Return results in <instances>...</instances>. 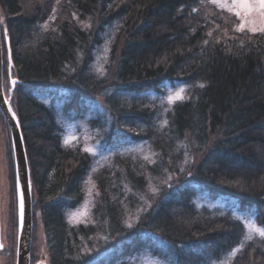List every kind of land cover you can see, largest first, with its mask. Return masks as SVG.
Returning <instances> with one entry per match:
<instances>
[{"label":"trees","instance_id":"1","mask_svg":"<svg viewBox=\"0 0 264 264\" xmlns=\"http://www.w3.org/2000/svg\"><path fill=\"white\" fill-rule=\"evenodd\" d=\"M198 5L199 0H0L3 43L23 85L17 92L18 113L32 177L44 201L51 264H130L127 257L140 243L141 227L125 223L137 204L135 196L148 175L179 173L187 147L203 156L191 183L178 200L157 202L143 225L176 249L174 264L220 260L246 234L239 220L198 210L191 200L192 185L236 198L241 209L255 207L257 222L264 226V34H233L221 24L227 18L206 16L203 9L196 10ZM89 19L92 28L86 25ZM115 26L107 69L114 68L122 93L116 92L111 104L128 120L122 138L149 141L158 162L144 165L117 156L97 174L95 223L71 227L64 211L83 196L84 176L81 185L75 179L82 167L85 174L93 157L85 153L79 159L66 148L53 111L46 107L44 114L32 87L69 83L80 100L81 94L105 86L108 80L94 72L93 64L102 39ZM165 81L189 88L168 111V124L158 130L162 113L147 99ZM14 176L12 169L11 181ZM98 233L107 239L98 250L84 253ZM101 254L105 256L98 261ZM230 264H264V239L248 242Z\"/></svg>","mask_w":264,"mask_h":264},{"label":"rangeland","instance_id":"2","mask_svg":"<svg viewBox=\"0 0 264 264\" xmlns=\"http://www.w3.org/2000/svg\"><path fill=\"white\" fill-rule=\"evenodd\" d=\"M220 2L231 4V0H220ZM202 9L204 11L201 13L206 16L214 14L227 18L221 24H227L231 33H242L236 30L239 20L237 17L233 16L234 13L229 12L226 8L219 7L217 3H213V0H199V5L198 8L196 7V10L200 12ZM0 21L4 23L1 9ZM49 23H47L48 26ZM86 25L89 28H92L95 23L93 20L89 19L86 22ZM116 30L117 27L115 26L112 30V34L106 35L105 38L102 39L101 48H99V51L95 55L93 64L94 72L97 73L103 81L108 80V83L95 90L93 93L89 92L92 95L81 94L79 97L81 99L78 100L76 96L73 97L76 90L75 86L73 85L72 87L71 84L64 82L52 84L49 88H46V85H43L42 87H32L37 106L42 107L44 111L46 110V107L53 111L57 125L63 131V140L66 148L73 150L75 156L79 159L82 158L85 153H88L93 157L94 163H92L91 166L86 165L84 175L82 174L83 172L81 173V170L83 169L82 167L79 171L78 178L75 179L77 184L81 185L82 177L84 176L83 185L81 187L83 189V196L81 199L77 200V202L73 203L71 201L64 211L65 221L71 227H77L80 225L88 226L95 223L93 212L99 195L97 174L101 169H104L113 163V160L117 156L130 157L138 162L141 161L144 165H154L158 162V153L153 150L149 141L130 142L128 139L129 136L122 138V136L128 132L126 130L127 128L124 126V124H127L128 126V120L124 119L123 116L125 113H122L121 109H116L118 106H112L111 104L113 102L115 103V93H119L117 96L122 93V86H118L117 84L119 83L115 81L116 74L114 68L112 69L111 67L110 70L107 69L109 65H112L110 62V49L114 40L113 35ZM245 32L252 34L247 28L245 29ZM2 33L4 35L3 24ZM94 34H96L95 31ZM3 53L4 68L8 78L12 77L13 79H17L16 70L13 68V64L11 66L9 59L8 46L4 43ZM7 85L8 87H6L7 89H4V91L7 99H9L11 89L9 80L7 81ZM15 88L17 89L16 84ZM181 88L184 89L183 96L185 98L189 87L173 81H165L163 86L160 87V91L154 92L148 96L147 101L150 102V106L154 107L157 105L158 110L162 113L157 117L158 130H161L168 124V111L174 104L181 101L178 100L169 104L167 97L169 94L175 93ZM14 92L16 93L15 90ZM15 93L13 95L12 106L16 112V107L14 105ZM131 133L135 132L132 131ZM65 140H68L67 144L65 143ZM211 147L212 143L208 145L207 149L209 150ZM85 149H88V151H85ZM202 158L203 156L195 151L194 148L191 149L190 147H187L181 160V171L179 173L169 171L164 177L147 176V184L144 189L135 196V203L137 204L129 209L125 218L127 226L131 225V228L133 229L141 227L138 238L140 239V243L137 247L133 248V251L129 254V257H127V261L130 264L175 263L178 255L176 249L164 241L157 232H153L146 227L143 229V225L157 202L160 205L164 198L173 197L175 200L179 199V192L184 190V188L191 183L190 180L193 178L192 172H194V169L202 161ZM14 163L13 143L10 129L4 117L0 114V234H3L5 246L6 233L12 234L11 231H14V229L17 228L16 232L13 234L15 235V238H13L12 246L9 247L7 252H5L6 250H4V247L0 248V264H16L18 240L16 175L14 176V180L11 181L12 169L15 173ZM8 172L10 179L7 177ZM108 180L110 182L112 180L111 172ZM5 181L11 182V188L13 190L11 209L10 204L8 205L7 201L10 188ZM190 188H192L191 190L193 192V198L191 199L192 203L198 210L207 209L215 213L229 215L234 219L240 217L241 219L237 220L242 222L244 226L247 220H255L257 226L264 227L257 222L255 207L241 209L240 201L238 199L225 195L215 196L209 190H204L199 183L192 185ZM43 203L44 201L42 202L39 198L37 187L35 190L32 188L33 236L30 264H32V259L34 260V264H51L46 240V222L42 216V208L45 207ZM9 209L12 212L11 216L13 219L10 226L7 222ZM6 211L8 215L6 214ZM74 213H81L82 215H80L78 219L73 220L72 214ZM247 231L246 228V234L242 243L234 248L228 255H224L220 260H209V262L204 264H230L235 255H237V253H239L244 246L251 241L246 239ZM256 238L261 239L256 233H253L252 240ZM106 239L107 237L103 233H98L95 237L91 238L90 245H86L83 248V252L86 254L93 253L102 246ZM104 256V254H101L97 260L99 261Z\"/></svg>","mask_w":264,"mask_h":264},{"label":"water","instance_id":"3","mask_svg":"<svg viewBox=\"0 0 264 264\" xmlns=\"http://www.w3.org/2000/svg\"><path fill=\"white\" fill-rule=\"evenodd\" d=\"M2 24L3 22L0 21V112L6 120L10 129L15 161L14 166L16 175V187L17 181H19L20 186L19 191L17 188L18 240L16 264H30L33 236L32 182L30 177V169L21 124L16 112L14 111L11 105V101L14 97L13 95L16 84H13V81L18 82V79H13L11 77V89L9 99H7L4 91V53ZM9 59L11 62L10 51ZM19 192H23L24 197V216L22 225L20 223L19 215Z\"/></svg>","mask_w":264,"mask_h":264},{"label":"snow or ice","instance_id":"4","mask_svg":"<svg viewBox=\"0 0 264 264\" xmlns=\"http://www.w3.org/2000/svg\"><path fill=\"white\" fill-rule=\"evenodd\" d=\"M213 3H217L219 7L226 8L229 12L234 13V15L239 19V23L236 26V30L243 32L247 28L248 31L252 33H262L264 34V0H231V4L220 2V0H213ZM47 28L48 25L43 26ZM15 84V81H13ZM200 87H204L203 84ZM184 89L181 88L175 93L169 94L167 97L168 103L172 104L175 101L182 100ZM65 143H68V140H65ZM88 151V149H85ZM147 158V157H146ZM19 181H17V188L19 191ZM19 215L20 223L23 224L24 216V197L23 192H19ZM81 213L72 214V219L76 220ZM237 219H241L237 217ZM131 227V225H129ZM245 227L247 228V240L253 239V233H256L261 239H264V227L257 226L255 220H247L245 222ZM4 245L0 244V248H3Z\"/></svg>","mask_w":264,"mask_h":264},{"label":"flooded vegetation","instance_id":"5","mask_svg":"<svg viewBox=\"0 0 264 264\" xmlns=\"http://www.w3.org/2000/svg\"><path fill=\"white\" fill-rule=\"evenodd\" d=\"M8 75H7V73H6V70H5V68H4V89L6 90L7 88L6 87H8V85H7V81L9 80V82H10V80H11V77L10 78H8ZM17 79H18V82L16 83V87H17V89L15 88V91H16V93H15V100H14V105H15V107H16V114L18 115V117H19V111H18V98H17V92H18V89H19V86L21 87L22 86V84L20 83V81H19V78H18V76H17ZM14 98V97H13ZM12 103H13V99H12V101H11V105H12ZM13 107V106H12ZM14 109V108H13ZM0 114H1V112H0ZM44 114L46 115V110L44 111ZM1 116H2V114H1ZM20 124H21V122H20ZM21 128H22V126H21ZM26 151H27V149H26ZM27 158H28V163H29V169H30V175H31V179H32V188L35 190L36 189V186H35V183H34V180H33V177H32V170H31V167H30V162H29V156H28V152H27ZM8 168H9V166H8ZM8 175H7V177L10 179V175H9V172L7 173ZM8 179V180H9ZM6 182V184L9 186V188H10V192H9V195H8V197H7V201H8V205L10 204V209H11V205H12V200H13V190H12V188H11V182L10 181H5ZM17 203V202H16ZM9 209V215H8V213H7V211H6V214L8 215V217H7V222L9 223V226H10V224H11V222H13V219H12V216H11V214H12V212H11V210ZM4 210H5V206H4ZM2 229V228H1ZM16 230H17V228H15L14 229V231H11L12 232V234L11 233H6V238H5V241H6V246H5V242H4V240H3V234L1 235L0 234V244L2 243L3 245H4V250H6L5 252H7V250L9 249V247H11L12 246V243H13V238H15V235H13L14 234V232H16ZM1 233H2V230H1ZM7 254V253H6ZM32 264H34V260L32 259Z\"/></svg>","mask_w":264,"mask_h":264}]
</instances>
